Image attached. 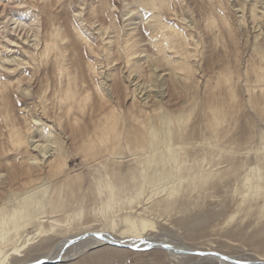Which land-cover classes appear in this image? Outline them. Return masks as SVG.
I'll return each mask as SVG.
<instances>
[{"label": "rangeland", "instance_id": "obj_1", "mask_svg": "<svg viewBox=\"0 0 264 264\" xmlns=\"http://www.w3.org/2000/svg\"><path fill=\"white\" fill-rule=\"evenodd\" d=\"M154 1L162 6L153 8L149 0H0V59L17 58L0 63L4 264L39 257L59 239L38 243L46 221L27 223L23 217L21 235L13 233L9 215L41 195L63 199L66 215L82 208L83 221L90 220L62 227L65 234L107 228L102 202L113 196L123 198L111 211L115 235L146 224L147 232L188 246L264 256L263 79L258 83L264 0ZM155 13L171 30H162L169 37L163 53L152 43L159 28L152 33L147 27ZM134 31L144 50L132 56L140 72L118 51ZM46 43L53 46L49 52ZM70 75L78 94L87 95L82 106L59 100ZM106 114L120 148L112 152L108 143L94 156L85 155L84 141L95 138ZM12 127L24 143L11 142ZM51 134L60 145H41ZM44 149L62 154L59 176L29 162ZM103 170L111 174L114 190L104 187ZM175 184L179 188L168 196ZM82 247L58 264H221L197 256L172 258L156 249Z\"/></svg>", "mask_w": 264, "mask_h": 264}, {"label": "bare ground", "instance_id": "obj_2", "mask_svg": "<svg viewBox=\"0 0 264 264\" xmlns=\"http://www.w3.org/2000/svg\"><path fill=\"white\" fill-rule=\"evenodd\" d=\"M147 1L148 0H140V3L147 4ZM149 1H150V4L152 5L153 8L159 7V5L162 6L161 5L162 3L159 4L154 0H149ZM99 22H101V21H99ZM15 23L18 26H20L19 24H22L20 21H17ZM150 24L147 27L149 28V26H150L151 32L153 29L159 28V31L157 30L156 33H153V32H152L153 34L151 33L152 35H154V37L157 36V38L155 40H153V42L152 41L151 42L154 43L155 48L157 49V52L163 53L165 47H167L169 45V37H167V35L164 33L166 31H164V32L162 31L165 29V27H167V25H165V22L161 20L160 16L157 13H155V15L153 16L152 24L151 25ZM31 25H33V24H31ZM99 26L101 27L102 25L100 24ZM99 26H98V28H99ZM105 26H107V25L105 24ZM105 26L103 25L104 28H106ZM22 27H25V26H22ZM103 27H101V28L103 29ZM111 27H108L106 29H111ZM31 28H33V27H31ZM101 28H99V29H101ZM167 28H169V27H167ZM102 29H101V31H102ZM169 30H170V28H169ZM109 31H111V30H109ZM32 32H34L35 38H37L39 35V27L37 24H35V27L33 28ZM138 32H139V34H141L139 30H138ZM172 33H173V31H172ZM175 33H177V32H175ZM56 34L60 38H64L66 36V35H64L65 33H63V31H61L60 29H58L56 31ZM139 34H137V35H139ZM128 35L129 36L122 41V43H121L122 45H120L121 47L120 46L118 47V49L120 48L121 51L120 50H118V51L120 54H122L123 59L125 58L124 61H126V63L131 62V64H132V61L134 59V58H132V56L138 58L139 54L142 53V51H144V50H143V48L140 49L139 43H141L142 40L140 42V39H137V37H136L137 35H136L135 31L129 33ZM116 36H118V35H116ZM102 37H104V36H102ZM140 37L141 36H139V38ZM112 38H114V37H112ZM111 39H110V41L112 42L113 39L112 40ZM8 42L10 44L15 43L13 40L12 41L10 40ZM112 45L113 44H111V47L113 48ZM107 47L109 48V46H107ZM45 49H47V52H49L50 50L53 49V46H51L50 43H46ZM258 49L260 51L259 54H260L261 59L263 61L262 66L260 67V71L258 72L259 73L258 83L263 84L262 82L264 81V49H262V48H258ZM106 51H107L106 52L107 54L110 52L107 49H106ZM15 60H17L16 57H13V59L5 58V60L1 58L0 63H3L4 61L13 62ZM160 60H161L160 58L157 59L155 61V63L159 62ZM134 61H133V63H134V65H133L134 69L133 70H134V72H138L139 69L137 71H135V69L138 67L139 64H136ZM138 61H139V59H138ZM61 72L65 73L66 68L63 67ZM139 72H140V70H139ZM64 76H66V75H64ZM262 79H263V81H261ZM86 99H87V95L84 96V95L78 94L77 89H75V81H74L72 75H70V77L67 79V86L64 90V93L60 97L59 100L62 103H72V101L76 100L75 103H77L79 106H82L83 104H85ZM103 117H104L103 122H101V124L97 126L98 128L96 127L95 138L88 136L87 139L84 141L83 146H84L85 155L92 154L94 156L96 154V149L98 146L99 147L102 145L108 146V143H110V145H112V148H113L112 152H116L117 151L116 149H119L121 146L119 141H118L120 138L119 134L115 129V126H114L115 124L111 121V117L108 116L107 114L104 115ZM9 134L11 137V142L14 145L15 144L20 145V144L24 143V141H25L24 136L16 127L10 128ZM33 143H34V141H32V140L29 141V145L32 144V147H35V148L40 147L39 144H33ZM44 144H46V145L47 144H55L56 147L58 145H60L59 142L56 143V140L54 139V137H52V134L48 135L47 137H45L43 139V141L41 142V145H44ZM131 144H134V143H131ZM127 148L130 149L133 147H131V145L127 144ZM55 149H57V148H55ZM55 149L48 150V151L46 149H44V150H42L43 153H42L41 158L32 157L29 160V162L39 166L40 169H45V167L50 168L52 170L51 172L53 175L59 176V172L63 169V166H64L63 164L65 163V161L63 159L62 154L60 152L56 151ZM49 151H53V152H49ZM30 168H31V166L28 167L25 171L29 172L31 170ZM101 174H102V179H103L102 182L104 183V187L105 188H111L112 190H114V186H113L114 184H113V180L111 179V174L108 173L106 170H103ZM67 176H69L68 173H66L64 177L60 176L57 179V181H58L57 183L65 181L67 179ZM114 179L116 180L115 177H114ZM178 188L179 187L177 186V184L173 185L171 190L168 192V196L173 195ZM113 193L114 192H112V194ZM71 195H73V192H71ZM44 199H46V196L41 195V196L32 197L30 200H25V202L22 204V208H18L17 211L12 212L11 215H9V219L12 220V223H13V228H14L13 233L15 234V236L21 235L20 229L22 226L19 224L18 219L23 217V218L30 220L27 223H32L33 221H37V220L38 221H46V223L43 225V227L38 232V233L42 234V236H43L41 238L40 242H38V243L47 242L50 239L55 238L56 236H59V239L57 241H55L50 246V248L47 250V252L44 253L43 255H41L39 257H33V259H30V260H19L17 262H13V263L9 262V264H21V263H27V262L30 263V262H33L36 260H45L48 262V264H58V263H61L62 261H65V260L72 258L73 256L75 257L76 253H78L82 248H84L82 246H86V247L87 246H92V247L93 246L94 247H96V246H99V247L111 246L114 248H118L116 246H112V245H109L107 243H104L101 240L96 239L95 236H93V238L90 237V239L85 238V239H81L79 241H76V243L68 246V248L63 250L64 247L62 245V242L64 240L69 239V238L74 239V238H76V236H81V235H84V234H87L90 232H92L94 234L95 233L109 234V236H111L112 238H114L117 241L123 240V241L129 242L133 239H143L144 241H161L162 242V240H163L165 242H168L169 244H172L173 246H181V247H184L187 249L193 248V249H199V250H203V251L214 250V249H209V248L204 249V248H199V247L188 246V245H185L181 242L174 241L173 239H168L166 236H163V235L158 236V234H152L151 232H147L148 226L146 224L142 225L140 227L133 225V227L131 228L130 234H127V235L126 234H120L119 236L115 235V232L112 231L111 228H114L116 226V222L111 217V211H112V209L116 208L114 206L115 201L121 200L123 198L118 197L116 199L113 196H111L110 198H108L102 202L103 217H104L105 222L107 223V228H104L102 230L101 229H90V230L85 229L82 231H75L73 233L69 232V233L65 234V233H63L64 230H62V227L65 226L67 228L73 229V228L77 227L78 225L82 226V225L90 223V220L89 221H83L82 216H84V211L82 208L75 209V211L71 215L70 214L66 215L65 214L66 212H64V211L67 208V204H65L63 199H61L60 201L58 200L59 202H55L51 197H49L46 199V201H45L46 203H44ZM137 199H138L137 196L132 197L129 199V202L132 203L133 200H137ZM117 204H118V202H117ZM38 206H41V209H38L37 208ZM51 214L53 215L52 217L49 216ZM44 219H46V220H44ZM73 221H74V224L71 225V222H73ZM7 223H8V220L5 219L4 216L2 218H0V264H4V261H6L8 259L7 254L5 255V252L3 249L4 246L7 245V241L5 242L6 237L1 234V232L4 230L3 226ZM27 240H29V239H27ZM12 242H13V240L10 243H12ZM119 248H122V247H119ZM123 249H126V248H123ZM152 249H156V250H159L161 252L164 251L165 253H167L172 258L197 256L199 258H205V259L208 258V259H211V260L216 261V262L221 263V264H232V263H228L226 261L218 260L217 258L210 257V256L202 257V256L192 255V254L191 255H186V254H181V253L173 254L172 252H169V251H166V250L160 249V248H152ZM135 251H141V250H135ZM214 251H216V250H214ZM218 253H223V252H218ZM223 254H226V253H223ZM228 255H230V254H228ZM58 256L61 258L59 262H57V263L51 262V260L56 259ZM231 256L232 257L235 256L238 258L251 259V260H263L264 259V256L263 257L261 256L258 258L252 257V256H241V255H231Z\"/></svg>", "mask_w": 264, "mask_h": 264}, {"label": "water", "instance_id": "obj_3", "mask_svg": "<svg viewBox=\"0 0 264 264\" xmlns=\"http://www.w3.org/2000/svg\"><path fill=\"white\" fill-rule=\"evenodd\" d=\"M93 236L96 237V239L101 240L104 243H107L109 245L112 246H116V247H122V248H126V249H130V250H141V251H148V249H152V248H160V249H164L166 251L172 252L173 254L176 253H181V254H186V255H198V256H202V257H206V256H210V257H215L218 260H222V261H226L228 263H232V264H264V259L263 260H251V259H245V258H238V257H232L231 255L228 254H223V253H218L217 251L214 250H199V249H187L181 246H173L172 244H169L168 242H165L162 240L161 241H144L143 239H133L129 242L126 241H117L114 238H112L111 236H109V234H102V233H87L81 236H76V238H69L66 239L62 242L63 245V250L68 248V246L76 243V241H79L81 239H85L88 238L90 239V237L93 238ZM102 245V244H101ZM60 257L58 256L56 259L51 260V262L53 263H57L60 261ZM21 264H48L47 261L45 260H36L30 263H21Z\"/></svg>", "mask_w": 264, "mask_h": 264}]
</instances>
